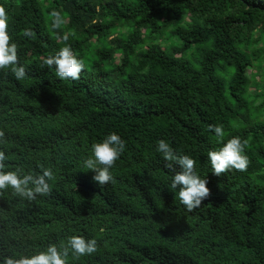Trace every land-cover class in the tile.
<instances>
[{"label": "trees", "instance_id": "trees-1", "mask_svg": "<svg viewBox=\"0 0 264 264\" xmlns=\"http://www.w3.org/2000/svg\"><path fill=\"white\" fill-rule=\"evenodd\" d=\"M27 75L0 70L5 171L51 168V192L0 194V260L73 235L99 264H264V0H0ZM65 21L54 28L52 13ZM30 29L32 37L23 32ZM68 35V40L63 39ZM69 44L85 69L60 79L43 60ZM210 125L224 128L223 140ZM117 133L125 149L100 186L83 167ZM245 141L246 171L208 152ZM160 139L196 159L210 194L189 211L171 189ZM175 171H179V165ZM92 257H87L92 264ZM68 264H86L70 252Z\"/></svg>", "mask_w": 264, "mask_h": 264}, {"label": "clouds", "instance_id": "clouds-1", "mask_svg": "<svg viewBox=\"0 0 264 264\" xmlns=\"http://www.w3.org/2000/svg\"><path fill=\"white\" fill-rule=\"evenodd\" d=\"M53 27L60 28L65 21L59 12L52 13ZM9 17L6 10L0 7V70L10 68L18 81H23L27 75L26 67L20 63L18 48L15 42L10 43L11 37L8 32ZM25 37H32L30 29L23 32ZM63 39L68 40V35ZM43 64L49 68H55V74L60 79L77 80L85 69L83 59L79 58L69 44H65L55 55H50L43 60ZM216 137L223 140L224 128L221 125H210ZM4 137L3 130H0V138ZM2 143V139H0ZM245 141L240 137L233 136L219 150L208 152L211 170L216 175H221L231 169L246 171L249 166V158L245 153ZM125 149V141L115 132L108 134L102 141L92 145V155L83 164L87 170H94L93 180L100 186L114 182L111 169L120 158ZM165 161L166 167L174 170L170 188L179 189L180 202L187 210L192 211L198 208L202 201L210 194L207 186V179L201 177L196 171V159L175 149L165 139H160L155 147ZM8 159L4 150L0 149V194L2 190L11 188L15 195L35 200L37 195H48L51 192L49 181L54 180V173L51 168H43L42 173L33 175L24 174L21 169L5 171V161ZM179 165V171H175ZM7 239L0 236V248ZM97 251V240L93 237L73 235L68 238L65 245L58 247L50 244L43 251L33 255H23L19 258L8 256L0 260V264H68L69 252L73 256H83L85 263L90 264L87 257H92V264H99L98 258L92 255Z\"/></svg>", "mask_w": 264, "mask_h": 264}]
</instances>
